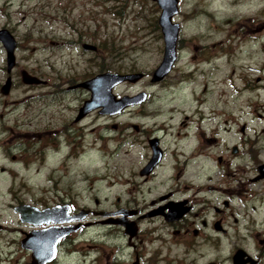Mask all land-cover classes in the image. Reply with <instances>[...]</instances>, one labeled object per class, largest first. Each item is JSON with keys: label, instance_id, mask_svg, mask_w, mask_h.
Returning a JSON list of instances; mask_svg holds the SVG:
<instances>
[{"label": "rangeland", "instance_id": "rangeland-1", "mask_svg": "<svg viewBox=\"0 0 264 264\" xmlns=\"http://www.w3.org/2000/svg\"><path fill=\"white\" fill-rule=\"evenodd\" d=\"M159 13L154 0H0V29H8L16 39L19 69L32 72L38 66L51 82L48 87H32L18 77L8 94L0 91V216L8 226L0 231V249L5 253L14 250V244L4 246L15 239L14 226L19 225L14 203L9 204L12 190L19 195L20 190L86 189L109 204L120 186L111 182L134 179L141 164L138 155L125 152L128 129L121 133L104 127L106 122L128 124V108L92 124L89 116L69 125L88 94L76 89L68 94L45 93L64 89L68 82L101 71L149 73L134 84H118L114 92L144 90L152 99L149 108L164 110L157 122L183 125L173 129L180 130V136L193 131L192 140L179 139L180 151L193 152L185 163L179 156L178 168L184 167V178L194 184L213 185L219 201L229 180L233 186L238 183L239 168L252 165L251 155L234 156L232 147L246 149L242 139L259 134L264 125V32L248 29L264 19V0H179L172 18L180 26L178 57L170 73L155 84L150 73L161 61L164 47ZM55 41L60 43L54 46ZM77 41L95 44L97 51L84 52ZM5 58L0 42V86L6 77ZM199 92L205 97L201 103ZM159 96L164 99L157 100ZM165 99L172 104L162 103ZM170 107L180 111L171 117ZM40 114L42 119L35 116ZM153 120L148 117L146 123ZM52 129L55 137L60 134L57 147L49 141ZM42 142L47 143L43 166L35 151ZM249 193L253 194L251 190L245 194Z\"/></svg>", "mask_w": 264, "mask_h": 264}, {"label": "flooded vegetation", "instance_id": "flooded-vegetation-1", "mask_svg": "<svg viewBox=\"0 0 264 264\" xmlns=\"http://www.w3.org/2000/svg\"><path fill=\"white\" fill-rule=\"evenodd\" d=\"M263 23L264 19L248 29L254 33L264 32ZM76 44L84 52L95 53L98 47L84 41ZM84 44L92 48H85ZM23 70L35 76L38 82L24 83ZM5 73L7 76L6 70ZM142 73L141 79L149 74ZM9 74L12 85L18 77L26 86L48 87L51 84L38 66L31 72L27 68L19 69L16 62ZM90 78L68 82L64 89L46 90L45 93L68 94L76 89L88 94L78 103L69 125L73 121L82 123L89 116L92 118L89 124H92L99 117L112 118L128 108L131 112L128 124L106 122L104 127L119 129L121 133L128 129L125 152L138 155L141 160L134 171V179L111 182L120 186L109 204L102 203L98 195L86 189L20 190L19 195L12 190L9 204L14 203V210L17 207L19 225L14 226L15 239L6 241L4 246L14 244V250L7 249L5 253L0 249L4 251L3 256L0 254V264H264V125L259 134L242 139L241 144L246 149L240 151L236 146V151L232 152L234 156L251 155L252 165L239 168L238 183L233 186L229 180V188L222 190L225 197L219 201L213 185L199 181L194 184L193 179L184 178V167L178 168L179 156L184 157L185 163L193 152L180 151L179 139L192 140L193 131H183L180 136L181 131L173 129L183 125L157 122L164 110L149 108L152 99L146 91L119 95L114 92L115 85L112 91L116 99L131 97L137 101H131L115 113H104L103 108L98 107L80 114L90 92L77 84ZM197 99L201 103L205 97L199 92ZM166 101L172 104L168 99L162 103ZM179 111L177 107L167 109L171 117ZM35 116L43 118V114ZM136 117L145 121H133ZM148 117L155 118L153 124L146 123ZM244 129L243 126L242 132ZM51 132L52 140L49 141H52L51 146L57 147L60 134L55 137V129ZM215 140L212 136L211 141ZM70 142L67 137V143ZM40 144L42 147L35 151L41 154L43 166L46 158L43 148L47 143ZM67 155L68 158L70 153ZM249 190L253 194H245ZM7 227L0 216V231Z\"/></svg>", "mask_w": 264, "mask_h": 264}, {"label": "water", "instance_id": "water-1", "mask_svg": "<svg viewBox=\"0 0 264 264\" xmlns=\"http://www.w3.org/2000/svg\"><path fill=\"white\" fill-rule=\"evenodd\" d=\"M155 1L158 2L159 6L162 9L158 21L161 26V32L163 34L164 50H163L162 61L152 73V77H151L152 82L161 80L171 69V66L176 57V40L179 29V25L171 21L172 16L177 13L178 0L171 1V9L169 11H165L164 7L160 5V4L164 5L166 0H155ZM170 25L176 26V29L174 33L168 34V32L164 29V27L166 26L170 27ZM0 41L6 51V66H7V71L9 72L15 64L14 49L16 46V41L14 36L5 28L0 29ZM84 47L90 48L91 46L84 44ZM142 77H143V73L140 72L126 73V74L103 72L96 74L94 77L88 80L80 82L77 85L79 86L81 85L82 87L87 88L91 91V98L89 100H86L84 102L83 107L80 108V110L82 111L81 114L93 108L100 107L101 105L103 107L102 110L103 112H110V113H114L115 111H118L123 107L127 106L128 104H130V102L133 99L131 97L128 98L124 97L118 100L115 99L111 92L112 87L122 81L136 82L138 79ZM21 79L24 83L27 84L38 82L35 76L29 74L25 70L21 72ZM94 85L99 86V93L100 95H102L103 102L106 104V107L104 106V104L99 102L92 103L95 95ZM10 86H11V79L10 77H7L5 83L2 84L1 86L2 93L7 94L9 92ZM233 149L235 151V147H233Z\"/></svg>", "mask_w": 264, "mask_h": 264}, {"label": "bare ground", "instance_id": "bare-ground-1", "mask_svg": "<svg viewBox=\"0 0 264 264\" xmlns=\"http://www.w3.org/2000/svg\"><path fill=\"white\" fill-rule=\"evenodd\" d=\"M171 1L172 0H166L164 5H162V4H160V5L162 7H164L165 11H169L171 9ZM164 29L168 32V34H171V33L175 32L176 26L170 25V27L166 26V27H164ZM94 93H95V95H94V99H93L92 103L99 102V103L104 104V106L106 107V104L103 102V97L99 93V86L98 85H94Z\"/></svg>", "mask_w": 264, "mask_h": 264}]
</instances>
